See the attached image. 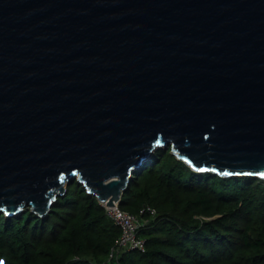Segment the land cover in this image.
<instances>
[{
	"label": "water",
	"instance_id": "obj_1",
	"mask_svg": "<svg viewBox=\"0 0 264 264\" xmlns=\"http://www.w3.org/2000/svg\"><path fill=\"white\" fill-rule=\"evenodd\" d=\"M169 145L264 179V0H0V212L119 204Z\"/></svg>",
	"mask_w": 264,
	"mask_h": 264
},
{
	"label": "trees",
	"instance_id": "obj_2",
	"mask_svg": "<svg viewBox=\"0 0 264 264\" xmlns=\"http://www.w3.org/2000/svg\"><path fill=\"white\" fill-rule=\"evenodd\" d=\"M144 205L154 216L140 214ZM119 207L139 215L144 249L119 248L120 228L74 179L48 213L0 212L3 264H264V179L192 170L157 147L135 171Z\"/></svg>",
	"mask_w": 264,
	"mask_h": 264
},
{
	"label": "built area",
	"instance_id": "obj_3",
	"mask_svg": "<svg viewBox=\"0 0 264 264\" xmlns=\"http://www.w3.org/2000/svg\"><path fill=\"white\" fill-rule=\"evenodd\" d=\"M108 217L120 228V236L117 239L116 246L111 250L110 257H113L119 248L144 249V239L139 235L140 226L143 224L139 215L125 211L115 203L113 206H106L101 203ZM146 213L154 216L156 211L150 205H144L140 214Z\"/></svg>",
	"mask_w": 264,
	"mask_h": 264
},
{
	"label": "snow or ice",
	"instance_id": "obj_4",
	"mask_svg": "<svg viewBox=\"0 0 264 264\" xmlns=\"http://www.w3.org/2000/svg\"><path fill=\"white\" fill-rule=\"evenodd\" d=\"M261 175H264V173H261Z\"/></svg>",
	"mask_w": 264,
	"mask_h": 264
},
{
	"label": "rangeland",
	"instance_id": "obj_5",
	"mask_svg": "<svg viewBox=\"0 0 264 264\" xmlns=\"http://www.w3.org/2000/svg\"><path fill=\"white\" fill-rule=\"evenodd\" d=\"M0 264H3L2 262Z\"/></svg>",
	"mask_w": 264,
	"mask_h": 264
}]
</instances>
